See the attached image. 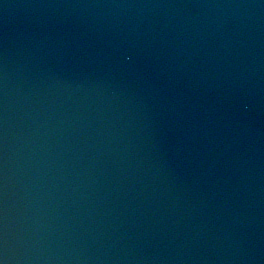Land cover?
Here are the masks:
<instances>
[{
    "label": "water",
    "instance_id": "1",
    "mask_svg": "<svg viewBox=\"0 0 264 264\" xmlns=\"http://www.w3.org/2000/svg\"><path fill=\"white\" fill-rule=\"evenodd\" d=\"M0 264H264V0H0Z\"/></svg>",
    "mask_w": 264,
    "mask_h": 264
}]
</instances>
